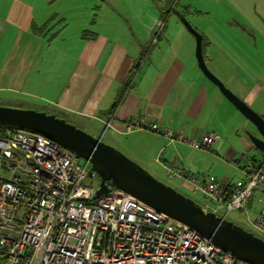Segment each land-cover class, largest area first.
Returning a JSON list of instances; mask_svg holds the SVG:
<instances>
[{"label":"crops","instance_id":"obj_1","mask_svg":"<svg viewBox=\"0 0 264 264\" xmlns=\"http://www.w3.org/2000/svg\"><path fill=\"white\" fill-rule=\"evenodd\" d=\"M42 4L57 10L47 17ZM170 9L163 0H0V101L34 106L96 138L108 132L148 172L173 165L231 192L245 182L244 162H258L239 131L260 137L199 71L195 43L177 18L161 25L174 16ZM185 9L177 11L186 17ZM228 41L233 48L221 29L206 44L210 72L264 120V79L242 68L253 66L246 57L241 67L226 56ZM133 119L191 141L213 135L214 144L202 151L146 129L125 133ZM236 213L235 222L264 217V194L255 191Z\"/></svg>","mask_w":264,"mask_h":264},{"label":"built area","instance_id":"obj_2","mask_svg":"<svg viewBox=\"0 0 264 264\" xmlns=\"http://www.w3.org/2000/svg\"><path fill=\"white\" fill-rule=\"evenodd\" d=\"M138 129L195 150L210 151L215 140L209 135L191 141L137 119L124 125L125 133ZM263 169L264 161L247 159L244 184L229 192L212 177L163 167L167 179L180 180L212 205L229 194L227 212L244 210L255 191L264 194ZM87 171L73 153L42 136L0 134V264H233L230 254L194 230L110 186L94 198L98 183L92 174L85 185ZM248 226L264 237V217Z\"/></svg>","mask_w":264,"mask_h":264},{"label":"water","instance_id":"obj_3","mask_svg":"<svg viewBox=\"0 0 264 264\" xmlns=\"http://www.w3.org/2000/svg\"><path fill=\"white\" fill-rule=\"evenodd\" d=\"M186 31L195 39V60L202 75L249 122L259 137L248 133L252 147L264 155V120L232 91L217 79L206 67L202 51V36L192 28L175 8L170 9ZM159 39V37H158ZM154 41V40H153ZM0 130L8 137L11 131L20 130L42 136L70 151L88 164L85 185L91 175L98 178L94 198L106 194L109 189L126 195L135 201L165 215L177 223L194 230L200 237L230 254L233 264H264V237L251 228L245 230L217 216L192 199L159 181L151 173L133 162L115 148L76 128L64 119L44 112L0 107Z\"/></svg>","mask_w":264,"mask_h":264},{"label":"rangeland","instance_id":"obj_4","mask_svg":"<svg viewBox=\"0 0 264 264\" xmlns=\"http://www.w3.org/2000/svg\"><path fill=\"white\" fill-rule=\"evenodd\" d=\"M40 7L41 9H43L41 13L42 14L45 13L47 17H49L53 13V11L57 10L55 9L57 7L56 4L52 5L51 7H48L46 4H42V6ZM162 8H164V6H162ZM174 8L176 10L177 9L180 10V12H183L184 8H188L189 10L185 9L186 10L185 13L189 11H191V14H193L194 12H198L195 14V16L191 14L186 15L185 19L192 26L194 30L198 31L199 34L201 33L200 35H202L205 38L203 42V56H204V62L209 71L210 70L212 71V66L209 63V57H208L209 48L206 46V44L208 43L209 40H211V37L216 33V30L219 31L221 29H228V33H231L232 36L231 42L233 43V48L230 47L229 41L228 44H225L224 49L227 52L224 51V53L226 54V56L233 57L234 61H236L238 65H241V67L243 66V64H241L242 56L246 57L249 62L250 61L253 62V66L251 67L250 65L248 68L246 65H244L242 68L244 70L246 69V72L248 73V75H250L252 79H255L259 73H261L262 79H264V68H263L264 67V1L263 0H178ZM209 15H211V17H209ZM47 17L46 20L48 21L50 18ZM175 20H176L175 16H171L169 19L167 18V20H163L161 25L164 26L163 23L166 22L165 26L167 27L172 23V21ZM75 25L76 24H72V26ZM189 36L190 38H192V40L195 43L194 37L190 34ZM217 52L220 53V50L217 49ZM0 107L42 112L38 110L39 108H36L34 106L19 101L16 102L0 101ZM245 123L246 121L244 120V124ZM90 133L92 136V132ZM97 133H98V137L101 136V141L103 143L115 148L123 155H125L127 158H129L135 163H138L141 167L147 170L139 162L133 160V158H131V156H129L127 152H123L122 144L115 143L110 133L105 131L103 133L102 130L98 131ZM248 135L249 134L245 130L241 129V131H239L240 137L248 138ZM236 146H238V143H233V147ZM245 152L246 151L244 150L243 154ZM253 156L257 159L258 162L262 163L264 161V155L258 153L257 151H252V153L247 157H253ZM80 165L81 166L86 165V169L87 170L89 169L88 164H86L83 160H80ZM149 173L151 174L153 173L152 175L156 177L159 181L175 189L180 194L192 199L193 201H195L205 209H208L207 208L208 204L201 197V195L199 193L193 194L190 191H188L184 187V185L178 182V179H167V177L164 174V171L156 174L154 172H149ZM92 183L93 184L98 183L97 176L94 175V178L92 179ZM213 212L216 213L217 216L219 217H224V219H226L227 221H233L234 223H236L235 225L240 226L245 230H250L247 225L248 221L247 222L243 220L239 222L234 221L232 216L234 214L238 215V213L234 211L226 212L224 208H220L219 210Z\"/></svg>","mask_w":264,"mask_h":264},{"label":"trees","instance_id":"obj_5","mask_svg":"<svg viewBox=\"0 0 264 264\" xmlns=\"http://www.w3.org/2000/svg\"><path fill=\"white\" fill-rule=\"evenodd\" d=\"M164 2H165V5H166V7H170L171 8V6L173 5V6H175V4H177V2H178V0H163ZM173 2H174V4H173ZM165 9H167V8H165ZM186 11V10H185ZM164 24V23H163ZM203 39L204 38H202V48H203ZM0 134L1 135H4L5 133H4V131H1L0 130ZM253 195V194H252ZM202 197V196H201ZM229 197H230V195L229 194H227V196H226V198H225V200L223 201V203H221V204H218V206H221V207H223L224 209H225V203L229 200ZM203 198V197H202ZM204 199V198H203ZM205 201H206V203L208 204V207L207 208H209V210H210V208L212 207V206H215V205H212V204H210V202H208L206 199H204ZM248 204V203H247ZM247 206V205H246ZM245 209H246V207H245ZM245 209L244 210H240V211H234V212H244L245 211ZM208 210V209H207Z\"/></svg>","mask_w":264,"mask_h":264},{"label":"flooded vegetation","instance_id":"obj_6","mask_svg":"<svg viewBox=\"0 0 264 264\" xmlns=\"http://www.w3.org/2000/svg\"><path fill=\"white\" fill-rule=\"evenodd\" d=\"M174 1H175V0H174ZM173 4H174V2H173ZM171 8H174V6L172 5ZM217 206H218V205L212 206V207L210 208V210H211V211H217ZM208 209H209V208H208ZM225 210H226V209H225ZM226 212H227V211H226ZM230 212H232V211H230Z\"/></svg>","mask_w":264,"mask_h":264}]
</instances>
